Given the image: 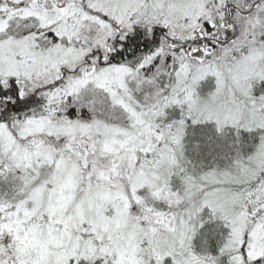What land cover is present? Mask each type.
<instances>
[{"label": "snow or ice", "instance_id": "snow-or-ice-1", "mask_svg": "<svg viewBox=\"0 0 264 264\" xmlns=\"http://www.w3.org/2000/svg\"><path fill=\"white\" fill-rule=\"evenodd\" d=\"M0 264H264V0H0Z\"/></svg>", "mask_w": 264, "mask_h": 264}]
</instances>
